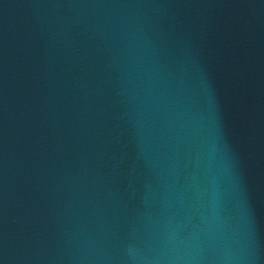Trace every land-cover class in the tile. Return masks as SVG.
<instances>
[{
  "label": "water",
  "instance_id": "obj_1",
  "mask_svg": "<svg viewBox=\"0 0 264 264\" xmlns=\"http://www.w3.org/2000/svg\"><path fill=\"white\" fill-rule=\"evenodd\" d=\"M0 264H264V0H0Z\"/></svg>",
  "mask_w": 264,
  "mask_h": 264
}]
</instances>
